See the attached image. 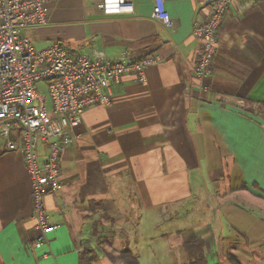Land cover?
Listing matches in <instances>:
<instances>
[{
	"label": "crops",
	"instance_id": "obj_1",
	"mask_svg": "<svg viewBox=\"0 0 264 264\" xmlns=\"http://www.w3.org/2000/svg\"><path fill=\"white\" fill-rule=\"evenodd\" d=\"M102 1L54 3L48 24L26 34L38 50L58 43L73 55L159 61L146 85L126 74L110 107L84 113L59 160L61 188L45 199L50 223L59 225L46 260L35 249L24 159L0 142V264H113L107 254L117 232L133 238L143 229L149 235L136 246L147 248L130 250L140 263L143 251L148 261L190 264L187 248L199 241L206 264H230L229 256L264 264V117L251 110L264 108V0L241 13L232 5L203 80L193 33L214 0H165L174 30L152 18L154 0H133L134 14L113 16ZM38 148L45 159L47 146Z\"/></svg>",
	"mask_w": 264,
	"mask_h": 264
},
{
	"label": "built area",
	"instance_id": "obj_2",
	"mask_svg": "<svg viewBox=\"0 0 264 264\" xmlns=\"http://www.w3.org/2000/svg\"><path fill=\"white\" fill-rule=\"evenodd\" d=\"M60 1L0 0V142L24 159L39 233L35 249L46 251L45 260L52 256L50 236L59 228L50 223L45 199L61 188L59 160L78 137L84 113L94 106L110 107L113 87L126 74H134L138 83L146 85L147 71L159 61L157 54L140 60H110L96 50L73 55L58 43L36 49L26 30L47 25L51 5ZM257 1L214 0L208 19L196 24L193 34L202 42L196 71L199 80L212 75L218 32L232 5L241 13ZM100 7L107 16L135 12L133 0H103ZM152 18L169 30L175 28L165 0H154ZM40 83L47 85L46 94H40ZM40 144L48 148L45 159L40 156Z\"/></svg>",
	"mask_w": 264,
	"mask_h": 264
},
{
	"label": "rangeland",
	"instance_id": "obj_3",
	"mask_svg": "<svg viewBox=\"0 0 264 264\" xmlns=\"http://www.w3.org/2000/svg\"><path fill=\"white\" fill-rule=\"evenodd\" d=\"M29 30L27 32H29ZM38 89H39L40 94L41 93L42 94L47 93V85L46 84L40 83L38 85ZM251 110L257 111V113L261 114L264 117V108L254 107V108H251ZM109 234H111L110 230H107L104 233L102 232L101 235H103V236L101 239L102 240H104V238L109 239L108 236H105V235H109ZM119 234L120 233L117 232V237H115L116 239L114 240V245H113L111 253L116 252V253L120 254L122 251L129 249L136 254L139 252L138 249L144 250L147 248L146 246L139 248L138 246H136V243H137V241H146V238L149 235L148 231H146L144 229L133 231V238L131 237L130 231H129V238L124 237L122 234H121L122 235V238H121L119 236ZM104 246L106 248L107 245H104ZM140 256H142V258H145V261H143L142 264H185L187 262V260H183V261L180 260L179 262H173V263L154 262L151 260L148 261L147 259L149 258L150 255H148L146 252L143 253V251L140 253ZM146 257H148V258L146 259Z\"/></svg>",
	"mask_w": 264,
	"mask_h": 264
},
{
	"label": "trees",
	"instance_id": "obj_4",
	"mask_svg": "<svg viewBox=\"0 0 264 264\" xmlns=\"http://www.w3.org/2000/svg\"><path fill=\"white\" fill-rule=\"evenodd\" d=\"M187 252L190 256V264H206L202 242L197 241V243L189 246L187 248ZM107 257L113 264H142L140 263V260L128 249L118 255H114V253H108ZM235 258L236 257L234 256L228 257L230 264H238L237 259ZM81 264H84L82 259Z\"/></svg>",
	"mask_w": 264,
	"mask_h": 264
}]
</instances>
